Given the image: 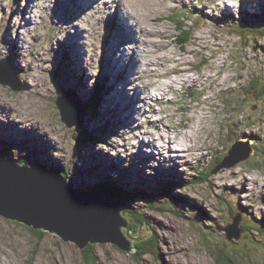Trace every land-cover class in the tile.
<instances>
[{
    "label": "rangeland",
    "instance_id": "obj_1",
    "mask_svg": "<svg viewBox=\"0 0 264 264\" xmlns=\"http://www.w3.org/2000/svg\"><path fill=\"white\" fill-rule=\"evenodd\" d=\"M119 1L0 0V60L22 84L0 83V158L65 168L84 192L103 177L138 191L130 203L149 227L131 233L146 229L148 238L155 227L157 254L137 261L134 250L94 243L98 264H218L219 252L233 259L224 264L264 262V231L227 240L221 229L238 215L240 225H264V94L252 84L264 83V0H121L155 10L151 41L146 25L126 30L137 22ZM146 64L153 74L139 76ZM63 91L86 105L82 129L100 143L80 142L61 120ZM236 140L253 147L250 157L210 171ZM39 237L0 218V264H87L75 243Z\"/></svg>",
    "mask_w": 264,
    "mask_h": 264
},
{
    "label": "water",
    "instance_id": "obj_2",
    "mask_svg": "<svg viewBox=\"0 0 264 264\" xmlns=\"http://www.w3.org/2000/svg\"><path fill=\"white\" fill-rule=\"evenodd\" d=\"M0 83L14 91L22 89L21 81L6 59L0 60ZM55 102L61 120L76 132L80 131L85 109L77 96L69 91L59 92ZM252 151L248 141H234L213 172L247 160ZM0 218L55 234L81 250L89 243L109 242L124 252H132L133 242L147 236L146 229H140L137 236L132 235V225L122 215L119 204L109 202L98 193L73 187L47 167L4 158H0ZM240 223L238 215L231 224L218 229L225 230L227 240L239 239Z\"/></svg>",
    "mask_w": 264,
    "mask_h": 264
},
{
    "label": "trees",
    "instance_id": "obj_3",
    "mask_svg": "<svg viewBox=\"0 0 264 264\" xmlns=\"http://www.w3.org/2000/svg\"><path fill=\"white\" fill-rule=\"evenodd\" d=\"M174 20L176 23V19H171ZM176 28L178 29V25L176 26ZM179 29L181 30V35L182 38H180L178 40V42L180 41V43H183L184 45L186 44L187 41H189L190 39V31L189 30H182L183 26H179ZM179 34V35H180ZM183 41V42H182ZM182 45V44H181ZM4 56H8L11 59L10 55H4ZM12 61V60H11ZM13 63V61H12ZM21 65L19 64V67ZM21 69L24 70V72L27 73V68L24 67H20ZM253 86L255 89H259L258 94L261 96L264 94V83L261 85H257V80H253L252 81ZM103 89V86L100 85L97 87V92H95L94 96L97 95L99 92H101ZM107 90V89H106ZM105 90V91H106ZM191 95V94H190ZM94 99H97V97H95ZM99 99V98H98ZM97 101H94V104L90 105L88 104V108H87V114H90L91 116L88 118H92L93 116H95L97 109ZM83 108L85 109L86 112V105L82 104ZM78 133H80V135L78 136V140L81 141H91L93 143H100V138L91 134L88 131H85L84 129H81ZM251 139V137H249ZM254 140V139H251ZM222 157H217V161L215 162V164L211 167L210 171H213L214 168L221 162ZM20 163L23 162L22 160L19 161ZM52 171H55V173L65 179L66 178V172H65V168H63L62 170L60 169H52ZM207 177H199L196 180L191 181V183L193 184H198V183H204L206 182ZM171 188L170 186H166V189ZM87 192H95L100 194L103 198L107 199L109 202L112 203H116L119 204V206L122 209V213L123 215L127 216L129 219V222L132 224V228L135 230L136 228H138L141 225H145L146 227H149V220H147L143 215H141V213L139 211H137L135 208L132 207L130 200L134 197H136L138 194L137 190L131 189V190H123L121 187H119L118 183L111 180L109 177H103L98 183L91 185V187H89L87 190ZM141 195V194H139ZM264 223V222H263ZM240 228L243 230H248V231H257V232H263L264 231V225H262L261 227L258 226H243L240 225ZM30 230H32L34 233H36L39 230H33L32 228H30ZM45 232L44 231H40V237L43 236ZM135 235V234H134ZM158 244H159V239L157 238V229L155 227L152 228V232L150 234V236L148 238H143L139 241H134L133 242V247H134V252L132 253V255L134 256V258L137 261H140L142 256L144 254H148V253H154L157 254L158 252ZM94 245L93 244H88L84 249L81 250L82 256L84 261L87 264H98L97 260L94 256V249H93ZM220 251V250H218ZM224 259L228 262H233L232 257H228L226 256V252H219L216 255L215 260L217 261L218 264H224L223 261ZM260 264H264V262H261Z\"/></svg>",
    "mask_w": 264,
    "mask_h": 264
},
{
    "label": "bare ground",
    "instance_id": "obj_4",
    "mask_svg": "<svg viewBox=\"0 0 264 264\" xmlns=\"http://www.w3.org/2000/svg\"><path fill=\"white\" fill-rule=\"evenodd\" d=\"M37 4V3H36ZM119 4H120V7L123 9V10H125L126 11V13L130 16V17H132V18H134L135 20H136V26H133V25H125V28H126V30L128 31V32H133V31H135L136 29H138L139 27H140V25H146V27H147V29H144V31H145V35H147L148 36V39L151 41V36L150 35H158L157 34V32H158V28L156 29V25H155V22H153L152 20H151V16L154 14V11L155 10H153V11H151V15L149 14V13H147L146 11H141L139 8H138V6H137V4H131V3H128V2H123V1H119ZM148 4V7H146V9H148L149 10V3H147ZM143 7V6H142ZM226 10H228V11H232V8H226ZM160 33H161V31H160ZM159 33V34H160ZM141 36V35H140ZM150 36V37H149ZM159 36V35H158ZM155 37H153V39H154ZM155 39H157V38H155ZM155 43V42H154ZM153 43V41H152V43L150 42V45H152V44H154ZM161 43V42H160ZM134 45L135 46H139L140 44H139V42H138V38L135 40V42H134ZM161 48V47H160ZM163 49V48H162ZM19 50V49H18ZM161 50V49H160ZM153 51H154V49H153ZM156 51V50H155ZM158 52V51H157ZM161 52V51H160ZM159 52V53H160ZM157 54L158 56H160V54ZM163 54V53H162ZM156 57V56H155ZM154 57V60L155 59H157V57L155 58ZM163 57V56H162ZM158 60V59H157ZM21 62V61H20ZM155 62V61H154ZM156 63V62H155ZM147 65L148 64H146V66L144 65V67H145V69H143V70H141L142 68H144V67H142L141 69H138V75L139 76H143L144 74L145 75H148V76H150V75H152L153 73L151 72V73H147V71H149V68L147 67ZM187 79H188V77H187ZM167 85H170V84H167V83H160L157 87H155L157 90H161V89H163L164 90V88H165V86H167ZM172 85V84H171ZM148 90V89H147ZM149 92H150V90H149ZM149 96L150 95H152V96H154L153 94H148ZM156 97V96H155ZM153 101V100H152ZM154 102V101H153ZM186 136H188L189 137V134L188 135H186ZM179 138V137H178ZM184 138V137H183ZM179 141H183V139L181 138Z\"/></svg>",
    "mask_w": 264,
    "mask_h": 264
},
{
    "label": "clouds",
    "instance_id": "obj_5",
    "mask_svg": "<svg viewBox=\"0 0 264 264\" xmlns=\"http://www.w3.org/2000/svg\"><path fill=\"white\" fill-rule=\"evenodd\" d=\"M19 162V161H18Z\"/></svg>",
    "mask_w": 264,
    "mask_h": 264
}]
</instances>
